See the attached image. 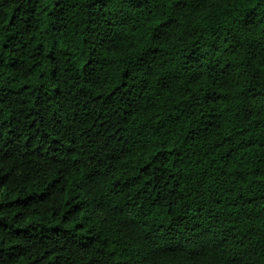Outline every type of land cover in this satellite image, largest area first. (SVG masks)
<instances>
[{"label":"trees","instance_id":"1","mask_svg":"<svg viewBox=\"0 0 264 264\" xmlns=\"http://www.w3.org/2000/svg\"><path fill=\"white\" fill-rule=\"evenodd\" d=\"M184 3L0 0V264H264V0Z\"/></svg>","mask_w":264,"mask_h":264},{"label":"snow or ice","instance_id":"2","mask_svg":"<svg viewBox=\"0 0 264 264\" xmlns=\"http://www.w3.org/2000/svg\"><path fill=\"white\" fill-rule=\"evenodd\" d=\"M147 0H145V3ZM245 0H206L207 4L211 5H222L225 10H228L229 4L236 5L240 3H244ZM259 3L260 0H257ZM155 3H157L160 7H164L165 4H167L168 8L172 9L173 11H179L180 9L185 7L184 0H155ZM261 7H264V3L260 4ZM257 3H253L252 8H256ZM202 17L200 13H197L196 17L192 18V27L194 28L197 24L200 23ZM176 20H179L180 25L183 26L182 30L186 31L188 30L189 21L184 19L182 16L178 17H172L167 22H162L163 29H167L169 27V24H175ZM159 26L157 27L156 34L154 35V39H159L162 30ZM261 71H264V69H261ZM163 83V82H162ZM166 87L167 85L164 84ZM0 202H3L0 200Z\"/></svg>","mask_w":264,"mask_h":264}]
</instances>
